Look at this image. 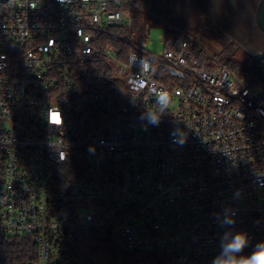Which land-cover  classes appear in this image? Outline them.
Segmentation results:
<instances>
[{
	"label": "built area",
	"instance_id": "1",
	"mask_svg": "<svg viewBox=\"0 0 264 264\" xmlns=\"http://www.w3.org/2000/svg\"><path fill=\"white\" fill-rule=\"evenodd\" d=\"M133 8L146 11L0 0V236L28 238L35 264H129L138 251L211 264L226 231L248 234L243 254L264 241V90L179 25L164 22L159 54L124 37ZM94 62L111 85L77 83ZM166 69L178 77L160 81ZM70 164L82 177L60 215L52 185Z\"/></svg>",
	"mask_w": 264,
	"mask_h": 264
},
{
	"label": "trees",
	"instance_id": "2",
	"mask_svg": "<svg viewBox=\"0 0 264 264\" xmlns=\"http://www.w3.org/2000/svg\"><path fill=\"white\" fill-rule=\"evenodd\" d=\"M141 8L153 10L162 14L165 18L178 23L184 29L194 30L195 33H205L211 36L222 47V61L230 68L236 70L240 76L247 79L252 87L264 84L254 75L251 70L252 57L261 51L252 53V49L248 47L250 42H256L259 38L264 39V33L258 27L256 22V12L261 0H250L251 4L246 8L240 9L236 2L241 0H229V6L234 7L237 12V25L223 23L218 21L213 14H207L199 1L196 0H134ZM136 8L131 10V17L134 20V26L142 31L148 30L144 22L137 21ZM242 14V16H241ZM251 16L253 25L250 29L255 30L259 36L255 37L253 33L245 32L239 25H244L241 21L247 16ZM240 17V18H239ZM192 23V26H191ZM246 26V25H245ZM241 27V26H240ZM244 27V26H243ZM247 29V27H246ZM245 34H247L245 36ZM113 43V40H107ZM126 51L131 49L124 46ZM239 51L244 52V59L239 60L236 56ZM106 63H89L80 67L79 73L76 75V81L82 87L90 82H99L111 85L112 81L109 76L104 75V67ZM260 68L264 72V60L259 63ZM177 73H172L166 69L165 75L158 79L162 82H168L170 78L176 79ZM82 170L73 164L61 168L52 185V201L54 209L60 215H71V207L75 203L74 190L81 182ZM93 257L98 255V251L91 252ZM37 256L33 245L26 237H3L0 236V264H35ZM129 264H168L165 255L152 251H138L128 260ZM88 264V263H86Z\"/></svg>",
	"mask_w": 264,
	"mask_h": 264
},
{
	"label": "rangeland",
	"instance_id": "3",
	"mask_svg": "<svg viewBox=\"0 0 264 264\" xmlns=\"http://www.w3.org/2000/svg\"><path fill=\"white\" fill-rule=\"evenodd\" d=\"M199 1V3L202 5L207 14H213L218 21H222L223 23L227 22L232 24L237 25L238 21L236 18V15L238 16L237 12L234 11V7L229 6V0H196ZM238 7L240 9H243L244 7H248L251 2L250 0H241L239 2H236ZM246 7V8H247ZM136 22L139 20L141 22H144L146 24L145 26L148 27V30L145 32L142 31L141 29H136L134 26V20H130V24L127 26L125 34H123L124 37L128 38L129 40L133 42H139L140 41V36H143L144 38H148V44L147 47L148 49L155 54H159L160 51L164 49V43L162 42L160 36L164 35V22L171 23V24H176L178 23L169 20L165 18L162 14L155 12L153 10H139L136 9ZM242 16V14H241ZM240 18V17H239ZM251 16L245 17L243 21H241L244 25H239V28H243L242 30L245 32H250L253 33L255 37L259 36L258 33L255 32V30L250 29V26L253 25V22ZM226 24V23H225ZM246 25V26H245ZM192 26V23H191ZM241 26V27H240ZM244 26V27H243ZM247 27V29H246ZM187 32L192 34L197 38L201 46L211 55L219 58L222 60L221 57V52H222V47L221 45L216 42L211 36L206 35L205 33H195L194 30L191 29H186ZM247 34H245L246 36ZM168 38L169 35H166ZM248 47L252 49V53H255L256 51H261L264 49V39L259 38L258 41L256 42H250L248 44ZM199 52L201 49L198 50ZM239 60L244 59V52L239 51L237 56ZM162 68V66H159V69ZM255 90L257 92H262L264 90V87L261 86H256ZM85 208L82 209L83 212H85Z\"/></svg>",
	"mask_w": 264,
	"mask_h": 264
},
{
	"label": "clouds",
	"instance_id": "4",
	"mask_svg": "<svg viewBox=\"0 0 264 264\" xmlns=\"http://www.w3.org/2000/svg\"><path fill=\"white\" fill-rule=\"evenodd\" d=\"M149 119L152 123H158L156 118L149 117ZM217 219L222 227L235 223L230 215L217 217ZM248 246L249 237L246 232L226 231L220 238L219 252L212 259L211 264H264V241L258 242L250 254H243Z\"/></svg>",
	"mask_w": 264,
	"mask_h": 264
},
{
	"label": "water",
	"instance_id": "5",
	"mask_svg": "<svg viewBox=\"0 0 264 264\" xmlns=\"http://www.w3.org/2000/svg\"><path fill=\"white\" fill-rule=\"evenodd\" d=\"M256 22L258 27L264 33V0H261L257 8ZM262 60H264V51L258 52L252 57L251 70L254 73V75L264 84V72L259 66V63Z\"/></svg>",
	"mask_w": 264,
	"mask_h": 264
}]
</instances>
